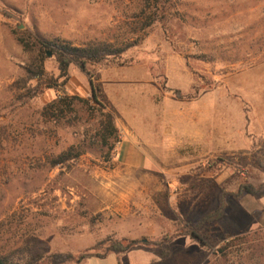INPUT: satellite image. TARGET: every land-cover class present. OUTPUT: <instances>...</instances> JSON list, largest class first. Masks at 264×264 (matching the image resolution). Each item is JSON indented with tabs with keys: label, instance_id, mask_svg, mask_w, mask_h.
<instances>
[{
	"label": "rangeland",
	"instance_id": "374dc122",
	"mask_svg": "<svg viewBox=\"0 0 264 264\" xmlns=\"http://www.w3.org/2000/svg\"><path fill=\"white\" fill-rule=\"evenodd\" d=\"M34 39L135 45L70 66L56 90L47 48L45 81H25L20 41ZM90 82L118 131L107 145L94 102L44 112L63 93L88 100ZM127 139L143 164L130 172ZM65 152L81 155L53 166ZM243 183L264 187V0H0V257L49 264L136 241L119 264H264V197L227 196L205 245L185 235Z\"/></svg>",
	"mask_w": 264,
	"mask_h": 264
},
{
	"label": "trees",
	"instance_id": "16d2710c",
	"mask_svg": "<svg viewBox=\"0 0 264 264\" xmlns=\"http://www.w3.org/2000/svg\"><path fill=\"white\" fill-rule=\"evenodd\" d=\"M20 43L22 44L25 53L29 57L28 64L25 67V81H45L44 79H46V75L44 69V60L46 53L44 52V49L47 48L51 53V56L56 61L59 70L58 80H62L60 84H57L58 82L53 80V78H47V89L56 90H61L64 87L65 82L68 80V70L70 66L74 65L84 72L88 66L107 63L110 60L120 58L126 51L135 45L134 43H126L117 46L106 42H90L85 45L74 46L67 41H61L58 39L47 42L34 39L33 44H30L27 41H20ZM90 87L91 95L88 100L85 101L82 98H76L63 93L57 99L48 103L47 106L44 107V112L47 114V116L49 115L55 121H60L64 118L65 110L70 109L74 100H79L80 102L84 103L89 101L94 102L102 109L103 113V120L100 123L98 135L101 139L100 141L104 145H107V141L115 137L118 131L115 127L112 113L104 111L106 109L100 103L92 82H90ZM112 149L113 148L110 147V150ZM80 155V152L75 156L71 155L69 152L62 153L56 160L53 161L52 165L57 166L65 164L79 157ZM229 195L233 197L235 201H240L245 196H253L257 199H261L264 197V187L254 188L248 183H243L239 186L237 192L232 194H228L224 190H221L218 195L216 208L201 220L193 224L185 232V235L190 236L197 243L205 245L206 238L200 233L206 226H214L226 217V198ZM137 243L138 242L136 241H131L130 243L124 245L121 242H110V244L106 247V252L115 254L124 253ZM98 246L99 245L88 248L79 254L54 253L48 257V262L49 264H80L92 257L104 258L105 254L98 255L93 252L98 249ZM0 264L21 263L13 261L8 257H0Z\"/></svg>",
	"mask_w": 264,
	"mask_h": 264
},
{
	"label": "crops",
	"instance_id": "0c3cea01",
	"mask_svg": "<svg viewBox=\"0 0 264 264\" xmlns=\"http://www.w3.org/2000/svg\"><path fill=\"white\" fill-rule=\"evenodd\" d=\"M132 140H125L123 142H121V152L119 155V160L120 163H122L124 165V169L127 172L133 171V169L135 168H140L143 167V164L140 162H135L134 160L130 159L128 157V153L126 152L127 150H129L130 146H131ZM119 175V174H117ZM122 178V177H120ZM119 176L117 178H114L115 182H118L120 179ZM126 177H123V179H125ZM111 184H114V182L110 181ZM115 200H118L115 197ZM119 258L118 255L115 253H109L106 254L104 258H97V257H92L90 259H87L85 261H83L80 264H119L118 262Z\"/></svg>",
	"mask_w": 264,
	"mask_h": 264
},
{
	"label": "water",
	"instance_id": "95a60500",
	"mask_svg": "<svg viewBox=\"0 0 264 264\" xmlns=\"http://www.w3.org/2000/svg\"><path fill=\"white\" fill-rule=\"evenodd\" d=\"M48 56H50V53L48 54Z\"/></svg>",
	"mask_w": 264,
	"mask_h": 264
}]
</instances>
